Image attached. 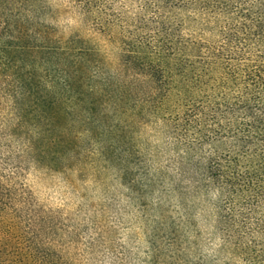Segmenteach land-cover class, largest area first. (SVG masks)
<instances>
[{"label":"trees","instance_id":"obj_1","mask_svg":"<svg viewBox=\"0 0 264 264\" xmlns=\"http://www.w3.org/2000/svg\"><path fill=\"white\" fill-rule=\"evenodd\" d=\"M107 1L70 0L90 33L64 38L41 2L0 0V103L18 122L5 135L62 171L137 152L158 125L165 167L213 194L227 264H264V0H139L131 19ZM2 173L0 264H55Z\"/></svg>","mask_w":264,"mask_h":264},{"label":"rangeland","instance_id":"obj_2","mask_svg":"<svg viewBox=\"0 0 264 264\" xmlns=\"http://www.w3.org/2000/svg\"><path fill=\"white\" fill-rule=\"evenodd\" d=\"M46 7L40 22L58 36L87 37L89 20L70 0H37ZM128 19L140 13L139 0H108ZM185 28V34L199 29ZM0 103V168L13 178L20 206L34 235L48 244L55 264H227L213 236V194L193 191L166 168L169 154L159 126L141 131L137 152L121 159H81L70 169L50 171L18 154L7 137L18 122ZM5 135V136H4ZM25 224V223H24ZM27 224V223H26ZM31 229V230H32Z\"/></svg>","mask_w":264,"mask_h":264}]
</instances>
